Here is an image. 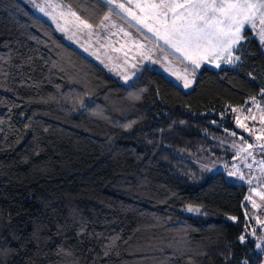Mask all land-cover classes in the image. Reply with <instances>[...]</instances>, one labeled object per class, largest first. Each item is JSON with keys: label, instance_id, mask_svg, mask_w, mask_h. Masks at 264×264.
<instances>
[{"label": "trees", "instance_id": "trees-1", "mask_svg": "<svg viewBox=\"0 0 264 264\" xmlns=\"http://www.w3.org/2000/svg\"><path fill=\"white\" fill-rule=\"evenodd\" d=\"M60 1L96 28L110 10ZM241 37L233 63L200 69L189 90L149 65L125 85L21 0H0V264L263 262L247 184L187 157L230 161L231 132L264 157L236 121L264 96V47Z\"/></svg>", "mask_w": 264, "mask_h": 264}, {"label": "rangeland", "instance_id": "rangeland-1", "mask_svg": "<svg viewBox=\"0 0 264 264\" xmlns=\"http://www.w3.org/2000/svg\"><path fill=\"white\" fill-rule=\"evenodd\" d=\"M21 1L35 14L48 20L62 34L67 43L97 62L125 85L130 83L142 67H139V63L129 66V55L145 53L139 57L141 64L145 63L159 71L183 90L191 89L200 69L204 67L217 69L225 63L232 64L235 59L234 45L230 52L222 51L218 55L212 54L207 58L199 59L200 66L197 68L191 60L185 59L174 48L166 45L154 32L149 31V27H151L161 35L164 32V17L159 15L160 10L150 7L152 4L161 3V0H121L124 5L123 10L117 6L120 5L118 0H105L110 6L109 21L107 18L105 23L110 24L113 31L122 39L121 42L118 38L114 40V44L119 46L118 50L110 47L106 36L101 38L98 28L86 24L60 0ZM167 2H173V0H167ZM174 2L184 3V0H174ZM38 6L43 7L44 11L41 12ZM180 11L177 9V12ZM110 15L112 16L110 17ZM171 16L172 14L169 12L168 24L172 22ZM141 22L143 26L138 27L137 23ZM254 24L255 27L252 24H246L242 30L245 27L249 28L264 47V42L261 41L259 35L264 25L260 23L259 18L254 20ZM132 26L137 27V30ZM142 34L146 36L144 37ZM140 40H142L143 49L138 47ZM120 45L123 46L122 49ZM128 45L132 50L131 53L124 51V47ZM150 48L151 50L148 52ZM137 50H141V52ZM186 83L187 87H185ZM236 121L246 134L264 138V96L255 97L248 102L245 108L237 109ZM226 143L227 151L231 152L230 161L225 160L224 157H214L204 152L188 154L187 157L207 172L220 171L228 181L247 184L248 193L244 201V220L249 225V231L252 232L256 225L264 221V215L259 212L264 207V157L258 155L257 144L243 135L231 132ZM183 212L190 213L188 208H185Z\"/></svg>", "mask_w": 264, "mask_h": 264}, {"label": "snow or ice", "instance_id": "snow-or-ice-1", "mask_svg": "<svg viewBox=\"0 0 264 264\" xmlns=\"http://www.w3.org/2000/svg\"><path fill=\"white\" fill-rule=\"evenodd\" d=\"M117 6L124 9L123 4ZM38 7L44 11L43 7ZM150 7L160 10L159 15L164 17L165 23L162 35L151 27L149 31L185 59L191 60L197 68L199 59L222 51L230 52L242 38L241 30L246 24L255 27L254 20L259 18L264 25V0H184V3L161 0ZM177 9L181 11L177 12ZM169 12L172 14L171 24L167 23ZM259 35L264 42V28ZM189 211L199 209L190 208Z\"/></svg>", "mask_w": 264, "mask_h": 264}, {"label": "crops", "instance_id": "crops-1", "mask_svg": "<svg viewBox=\"0 0 264 264\" xmlns=\"http://www.w3.org/2000/svg\"><path fill=\"white\" fill-rule=\"evenodd\" d=\"M105 3H107L108 4V2L107 1H105V0H103ZM117 1V0H116ZM119 2H120V4H122V1L121 0H118ZM109 5V4H108ZM110 11V10H109ZM112 15H110V17H111ZM106 17V18H105ZM104 17V19H103V21L98 25V29H99V34H100V36H101V38L102 37H104V36H106V38H107V42L109 43V45H111L110 47L111 48H113L114 50H118L119 49V46L118 45H115L114 44V40H115V38H118L119 39V42H121V38L113 31V27L110 25V24H107V23H105V21H106V19L108 18V13H107V15ZM108 21H109V18H108ZM137 26L138 27H141V26H143V23L141 22V23H137ZM148 27V26H147ZM96 28V29H97ZM132 28L133 29H136L134 26H132ZM245 28H247V27H245ZM137 30V29H136ZM244 30V29H243ZM243 30H242V32H243ZM139 35V34H138ZM242 35V34H241ZM142 36H146V35H144V34H142ZM257 39V38H256ZM258 40V39H257ZM141 41L142 40H140V43H139V45H138V47L140 48V49H143V45L141 44ZM259 42V41H258ZM238 44V43H237ZM236 46V45H235ZM120 47H121V49L123 48V46L122 45H120ZM151 50V48L148 50V52ZM124 51L125 52H127V53H131V49H130V46L128 45V46H125L124 47ZM138 52H141V50H137ZM141 54H145V53H140L139 55H129L128 56V65L129 66H131V65H134V64H136V63H139V67L140 66H144V65H146L145 63H143V64H141L142 62H139V60H140V55ZM142 67H141V69H142ZM141 69H139V71L141 70ZM248 208V207H247ZM248 210H250V208H248ZM260 264H264V261L263 262H261Z\"/></svg>", "mask_w": 264, "mask_h": 264}, {"label": "water", "instance_id": "water-1", "mask_svg": "<svg viewBox=\"0 0 264 264\" xmlns=\"http://www.w3.org/2000/svg\"><path fill=\"white\" fill-rule=\"evenodd\" d=\"M261 146H263V147H264V141H262V142H261Z\"/></svg>", "mask_w": 264, "mask_h": 264}]
</instances>
